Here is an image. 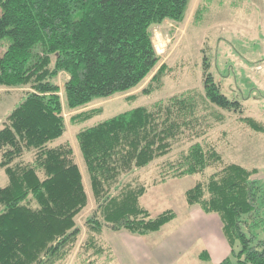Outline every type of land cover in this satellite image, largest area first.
Listing matches in <instances>:
<instances>
[{
  "label": "trees",
  "instance_id": "1",
  "mask_svg": "<svg viewBox=\"0 0 264 264\" xmlns=\"http://www.w3.org/2000/svg\"><path fill=\"white\" fill-rule=\"evenodd\" d=\"M191 2L0 0V43L9 41L0 55V86L30 87L0 128V168L9 177L0 185V264H66L76 250L84 264H96L113 257L102 237L105 229L137 236L159 232L177 213L153 217L141 204L146 183L123 180L159 159L164 160L157 183L223 165L187 190V202L222 221L231 254L217 264H264V238L257 230L264 226L259 170L226 164L215 145L201 141L225 123V112L239 114L257 132L264 133V123L243 117V105L222 92L207 55L203 89L133 108L77 133L90 190L73 143L52 144L68 130L64 107L75 110L130 92L157 67L143 92L162 88L169 68L159 66L152 27L167 20L182 23ZM205 8L198 9V19ZM61 73L69 77L62 94ZM102 111L74 119L84 122ZM183 141L191 144L171 156ZM202 257L208 259V252Z\"/></svg>",
  "mask_w": 264,
  "mask_h": 264
},
{
  "label": "rangeland",
  "instance_id": "2",
  "mask_svg": "<svg viewBox=\"0 0 264 264\" xmlns=\"http://www.w3.org/2000/svg\"><path fill=\"white\" fill-rule=\"evenodd\" d=\"M203 5L206 8L198 19L197 11ZM152 30L156 49L161 55L159 66L166 64L169 68L163 78L162 88L148 95L143 92L157 72V67L138 88L130 92L108 99L99 98L75 110L64 107L68 130L52 144L58 145L65 140L73 143L89 190V175L77 142V133L84 127L93 126L133 108L150 106L189 89H203L205 55L210 58L211 72L221 84L222 92L243 105V117H253L264 123V0H192L182 23L167 20L154 25ZM8 45V39L0 43V55ZM68 78L65 73L58 76L61 94ZM29 89V86H0V128ZM95 108H102L103 111L87 121H75L74 116ZM225 113V123L217 125L201 141L215 145L224 155L226 164L238 163L247 168H257L259 172L256 179L264 185V133L249 127L239 114ZM190 144L183 141L176 145L171 156L175 157ZM30 157L31 154L26 156ZM162 160L126 175L123 180L141 178L146 183L147 192L141 204L153 217L173 210L178 215L177 219L159 232L146 236L105 229L102 237L110 245L113 257L111 260L104 257L96 264H217L230 256L231 247L224 236L220 217L207 214L198 206L190 207L186 197L188 189L198 181L207 179L223 165L210 167L204 173L157 183L160 179L158 163ZM8 182L5 169L0 168V185L5 186ZM89 211L90 208L78 218L79 225H84ZM257 230L259 236L264 238V226ZM207 248L210 259L200 258ZM236 249H240L239 244ZM66 264L84 263L76 250Z\"/></svg>",
  "mask_w": 264,
  "mask_h": 264
},
{
  "label": "crops",
  "instance_id": "3",
  "mask_svg": "<svg viewBox=\"0 0 264 264\" xmlns=\"http://www.w3.org/2000/svg\"><path fill=\"white\" fill-rule=\"evenodd\" d=\"M198 213H199V212L197 211L196 214H198ZM176 219H177V218H176ZM176 219H175V220H176ZM175 220H174V221H175ZM172 222H173V221H172ZM169 224H170V223H169ZM228 244H229V243H228ZM229 246H230V245H229ZM112 249H113V252H114V248H113V247H112ZM204 251H207V252H208V254H209V258H208V259H210V252H209V249L207 248V249L204 250ZM202 253H203V252H202ZM202 253L200 254V258H203V257H202ZM114 256H115V255H114ZM114 260H115V258H114ZM114 260H113V261H114ZM169 264H171V262H169Z\"/></svg>",
  "mask_w": 264,
  "mask_h": 264
}]
</instances>
